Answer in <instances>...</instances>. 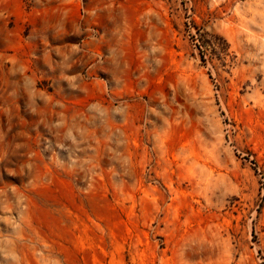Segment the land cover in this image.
Instances as JSON below:
<instances>
[{
    "label": "rangeland",
    "instance_id": "rangeland-1",
    "mask_svg": "<svg viewBox=\"0 0 264 264\" xmlns=\"http://www.w3.org/2000/svg\"><path fill=\"white\" fill-rule=\"evenodd\" d=\"M0 264H264V0H0Z\"/></svg>",
    "mask_w": 264,
    "mask_h": 264
}]
</instances>
